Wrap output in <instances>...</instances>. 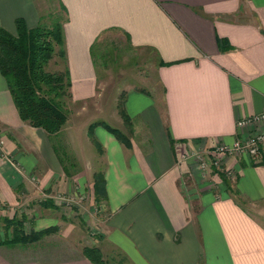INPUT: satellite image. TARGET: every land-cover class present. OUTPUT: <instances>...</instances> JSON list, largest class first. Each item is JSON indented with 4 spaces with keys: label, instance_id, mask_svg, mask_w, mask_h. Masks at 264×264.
Masks as SVG:
<instances>
[{
    "label": "crops",
    "instance_id": "crops-1",
    "mask_svg": "<svg viewBox=\"0 0 264 264\" xmlns=\"http://www.w3.org/2000/svg\"><path fill=\"white\" fill-rule=\"evenodd\" d=\"M51 8L63 17L65 55L48 65L69 72L74 103L117 121L130 144L69 116L59 136L80 163L68 174L0 71V264H97L84 252L93 245L116 264H264V149L220 161L214 151L249 130L238 119L264 112V0H0V26L16 33L18 17L32 27ZM116 41L155 77L115 93ZM98 170L107 189L99 203Z\"/></svg>",
    "mask_w": 264,
    "mask_h": 264
},
{
    "label": "trees",
    "instance_id": "trees-1",
    "mask_svg": "<svg viewBox=\"0 0 264 264\" xmlns=\"http://www.w3.org/2000/svg\"><path fill=\"white\" fill-rule=\"evenodd\" d=\"M42 22L30 27L23 17H18L16 33L0 26V71L7 80L22 119L33 126L44 128L52 135L56 152L64 163L66 172L71 174V168L67 166L65 159L71 161L72 166L79 164L78 159L73 152L68 151L67 144L58 142L57 138L70 116L67 99L72 97V82L69 72L51 70L48 65L56 53L60 56L65 55L63 17L58 13L50 24ZM123 114L126 121H129L124 111ZM99 124L105 126L127 145L130 144L129 137L120 128L105 120L93 121L90 124V132ZM93 140L98 150L103 151L100 142L95 137ZM94 179L95 199L99 202L107 197L104 171H95ZM42 203L55 206L49 199L43 200ZM3 218L8 223L16 222L20 225L23 223L20 219ZM55 229L56 227H50L32 234L22 233L19 238L34 239ZM17 238L18 236L14 239ZM84 252L97 264H112L104 258L100 247L96 245L86 246Z\"/></svg>",
    "mask_w": 264,
    "mask_h": 264
},
{
    "label": "rangeland",
    "instance_id": "rangeland-1",
    "mask_svg": "<svg viewBox=\"0 0 264 264\" xmlns=\"http://www.w3.org/2000/svg\"><path fill=\"white\" fill-rule=\"evenodd\" d=\"M53 1V0H50ZM53 8V7H52ZM51 8V12L48 9H45L44 11V16L45 18H47L45 20L46 23H51L52 20L54 19V17L58 14V12L55 11V9ZM44 23V22H42ZM117 38V37H116ZM119 50L118 52H115L116 54L113 55L114 60L113 62L110 61L109 62V68L114 70V79L116 82H120L119 83V87L114 88V92L115 93H120L123 90V86H124V82H128V81H135L136 79H140L143 76H147V79L151 78L153 79L155 77V72L154 69L152 68V66L150 65V63H139L135 56L133 55L134 52H132L130 50L129 47L125 46L126 43H123L122 41H116ZM122 47V49H121ZM112 57V58H113ZM115 66V68H114ZM53 67H55V65H50L49 68L53 69ZM105 74L107 75V73L105 72ZM112 73L109 72L108 73V77L110 78V75ZM68 103L67 106L69 107L70 110V116L74 117V114L78 115L79 119L84 118L86 120L90 119V120H97L99 118H101L102 116H105L106 118L109 117L107 115H100V113H98L97 111H95L94 109H92V105L88 104V105H81V104H76L74 103V101L72 100V98H68L67 99ZM119 106V105H118ZM82 111H85L84 113H82ZM112 125H116V122L114 119H107ZM81 125H78V127L75 129L76 131V142L79 144V133H78V129H80V131L82 132L81 129ZM61 137V138H60ZM56 140V139H55ZM58 142H62L63 141L67 144V149L68 151H70V153H74L78 159V162L80 163V158L78 157L76 151L74 150V146L72 144V142L67 138L66 133L64 132V134H61L58 138H57ZM96 145V144H95ZM97 148V146H96ZM62 152L64 153V149L62 148ZM65 163L66 164H71V161L69 163V160L66 158L65 159ZM101 165V161L98 160V166ZM84 193V192H83ZM82 193V194H83ZM77 202V201H75ZM75 202L73 203H68L67 205H70V207H74L75 206ZM97 203H99L97 201ZM63 206V203H61ZM26 206H28V204H25ZM24 205V206H25ZM66 205V204H65ZM104 206V205H103ZM98 207H102V205H99ZM3 218V217H2ZM264 219V217H263ZM3 222H5V220L3 219ZM92 234V233H91ZM116 258H119L121 256L120 253H118L117 251H115L114 253ZM110 263L112 264H116V260H109ZM114 262V263H113Z\"/></svg>",
    "mask_w": 264,
    "mask_h": 264
},
{
    "label": "built area",
    "instance_id": "built-area-1",
    "mask_svg": "<svg viewBox=\"0 0 264 264\" xmlns=\"http://www.w3.org/2000/svg\"><path fill=\"white\" fill-rule=\"evenodd\" d=\"M264 121V112L247 115L238 119L237 124L240 128L249 129L243 136L236 138L231 143H218L214 147L217 153L216 161L221 160V156L230 154H248L251 157H257L264 149V127L261 123ZM4 139L0 136V152L3 150ZM200 167L205 172L207 163L200 157ZM230 174L233 171L230 170Z\"/></svg>",
    "mask_w": 264,
    "mask_h": 264
}]
</instances>
